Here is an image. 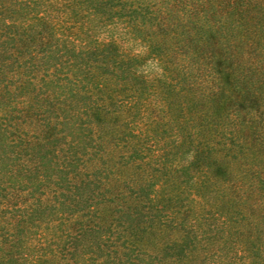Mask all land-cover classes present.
<instances>
[{
  "label": "rangeland",
  "instance_id": "374dc122",
  "mask_svg": "<svg viewBox=\"0 0 264 264\" xmlns=\"http://www.w3.org/2000/svg\"><path fill=\"white\" fill-rule=\"evenodd\" d=\"M136 1L158 3L183 17L186 25L176 28L180 34L178 42L169 39L170 28L163 32L156 27L137 25L130 15ZM56 2L28 0L15 4L14 0H0V195L16 192L26 196V191L34 190L38 196L40 190L45 193L54 185L74 183L77 187L69 192L72 195L68 194L72 206L66 208L92 211L98 217L103 215L104 208L109 209L105 225H115V255L105 258L110 264H261L259 259L264 257V0H74L64 12L58 11ZM188 4L192 10L187 9ZM63 13L77 19L79 31L80 23L83 29L90 27L98 40H109L115 35V52H111L115 55V66L111 62L114 56L103 52L104 61H108L104 72L111 73L108 77L121 95L124 89L141 90L142 85L136 84L138 77L154 70L147 46L148 39L154 35L161 44L162 34L168 39L169 49H164L165 65H162L170 76L194 82V91L187 95L189 103L184 105L188 114L184 120L176 96L162 95L160 98L166 100L164 108L154 113L157 127L149 128L156 137L143 141L148 149L156 146L155 141L159 146L173 145L170 149L176 155L168 156L173 160L171 168L164 175L152 174L149 167L141 171L137 166L143 168V161L139 159L123 166L120 163L124 160L118 163V157L128 150H117L115 192L122 191L123 196L116 197L115 205L109 207L97 204L100 200L97 193L105 189L101 176L87 177L81 173H92V165L99 170L106 167L102 163L105 152L113 147V135L116 139L138 133L142 139L146 138L144 109L153 97L145 86L141 106L132 110L136 115L127 122L116 117L115 122H108L105 112L92 108L80 84L71 83L74 82L72 70H64L67 82L57 81L53 72L72 52L68 47L60 48L59 30L50 27L48 18ZM206 13L209 19L224 21L226 35L217 37L218 41L214 37L203 40L204 20H200ZM80 43L74 40L76 51L80 50ZM92 46L91 41L89 47ZM54 47H59L55 53ZM246 65L251 67L245 73ZM35 67L40 72H33L36 79L29 82L27 72L32 75L30 71H35ZM170 67L179 72H171ZM43 69L49 70V76L41 81ZM206 70L222 78V83L227 81L216 88L217 95L209 100H205L200 85L202 80L204 85L209 83L201 75ZM56 75L61 78L59 72ZM226 76L230 79L239 76V80H228ZM42 117L49 120V128L32 145L41 160L20 157L22 146H15L18 139L15 128H28L29 123ZM247 120L250 124L245 127ZM204 143L208 145L204 147ZM174 167L176 170L172 172ZM206 171L217 176L207 173L210 178L204 187ZM138 188L150 199L151 209H134L132 189ZM50 191L49 206L36 205L35 212L23 215L17 226L14 224L18 219L13 218L12 225L6 226L9 233L0 227V237L5 239L0 245V264H30L27 258L33 245L26 238L36 226L43 227L48 220L57 223L61 215H66ZM201 193L206 194L205 199ZM168 194H172L175 202L164 205ZM170 206L179 209V213L170 216ZM83 220L87 222L89 218ZM0 226L4 228L5 223ZM83 232L76 248L73 245L74 253L83 259L98 256L103 259L112 250L107 248L111 238L105 227L87 228ZM8 234L11 236L7 237ZM119 235L121 238L117 240ZM248 256L251 263H247Z\"/></svg>",
  "mask_w": 264,
  "mask_h": 264
},
{
  "label": "trees",
  "instance_id": "16d2710c",
  "mask_svg": "<svg viewBox=\"0 0 264 264\" xmlns=\"http://www.w3.org/2000/svg\"><path fill=\"white\" fill-rule=\"evenodd\" d=\"M17 1V2H16ZM26 3L28 0H14L15 4L23 2ZM57 2L54 3V5L57 6L58 11H66L71 7V3L74 0H56ZM136 4L133 7V10L130 11L131 17L134 19L135 23L141 27H156L155 29H160L164 32V29H169L171 35L169 39L176 40L175 42H178V36L180 35L178 29H181L184 24V19L179 14L174 13L173 10L169 11L167 7L160 6V4L155 2H146L142 3L140 1H136ZM192 5V3H191ZM187 6H190L189 4ZM8 9V8H7ZM64 9V10H63ZM188 10H192L191 6L187 8ZM0 11L1 5H0ZM62 13V12H61ZM1 14V13H0ZM70 14V13H69ZM206 15L202 18L200 21H203L201 24V30L202 34L206 35L203 37V40L206 41V38L214 37V41H218V38H223L222 36L226 35V27L224 24V21L220 18H207ZM75 20V21H74ZM49 23L52 25L50 27L56 29V31L60 35V42L62 43V46L60 48H69L72 52L70 56H68L64 61H61L58 63L60 66L59 69H56V71L53 72L52 75H55L56 80H67L65 77V71L64 70H72V77L73 81L72 84L78 83L80 84V90L84 92V94L87 95V98L91 100L90 104L92 105L93 109H96L98 111H102L106 113V117L109 118L108 122H115V117L120 118L122 121L127 122L129 118L132 115H136L135 112L132 113V110L139 106H141V96L144 91H146L145 86L148 88V92H151V99L150 103L145 107L144 110H146V115H144V118L146 119L147 124V136L146 138L142 139L141 134L131 135V136H122L115 139V136L113 135L112 142L113 147L110 148V150L105 152V159H103V165H106V167L101 168L100 170L96 165L91 166L92 173H81V175H86L87 177H96L97 175L101 176L102 181H104L105 189L99 193H97V196H99L100 200L97 204H99L101 207H109L112 205H115V198H122L123 193L122 191L115 192V152L117 150L127 149L128 152L126 154V151L122 152L123 155H120L118 157V163H120V160H124L122 163H120L123 166H126L129 162H133L135 160H140L142 162L143 168H141V165H138L137 168H140L141 171H144L145 168H148L151 170V173H159L164 175V173L171 168V164L173 160H169L168 156H175V152H171V149L174 148L173 145H162L159 146L156 141L154 142L156 146H152L148 149L146 145H144L143 141H150L153 140L156 137V134L154 133L153 129H149L151 127H157L155 126L157 115H155V110L158 112L159 110L162 111L164 108V103L166 100L160 98L162 95L166 96V98H170V96H176L177 100H179V103L182 105V119L188 115L187 114V107L184 105L186 103H189L187 99V95H191L192 90L194 91L195 87L193 85L194 82L186 81V79H183V81H179L177 78H172L170 76V72L168 71L167 67H164L165 59L164 57V49L167 48L168 39L167 37L162 34V42L161 44L160 39H158L155 35L154 37H151L147 41V46L150 48L149 56H151L150 60L152 63V67L154 70L151 72V74L139 76L137 79L136 84L142 85L141 90L138 89H124L123 94L121 95L119 92L115 90V83L112 82V79L108 77L111 75V73L108 71L104 72V66L107 64L108 61H104L103 52H106V54H110V56H114V59L112 64L115 66V35L111 37L109 40H98L94 38L93 31L90 27H86L83 29L82 23H80V31L79 27H76V23L78 22L77 19H74L72 16H68L63 13V15H60V17H51L48 18ZM174 25L176 27H174ZM180 27V28H179ZM65 34V35H64ZM78 34H82L81 37L76 40ZM63 36V37H61ZM83 36H85V40L88 38H92V48L89 47V41L88 44L85 43V40L83 39ZM94 38V40H93ZM217 38V39H216ZM80 41V50L76 51V47L74 46L73 42ZM166 42V44H165ZM165 44V45H164ZM171 44V43H170ZM46 48V46H45ZM54 51L57 52L59 47H54ZM47 49V48H46ZM87 49V50H86ZM169 49V48H167ZM110 51V52H109ZM29 60H32V57H28ZM84 58V60L82 59ZM113 58V57H112ZM79 59V60H77ZM71 61V63L69 62ZM69 63V64H68ZM31 64L34 65L32 62ZM44 64V63H43ZM121 64V63H120ZM119 64V65H120ZM164 64V65H162ZM37 67V65H36ZM35 67V68H36ZM251 66H247L244 68V72H248L249 68ZM115 68V67H114ZM171 68V72L173 70L178 71V69ZM257 69L253 68V71H256ZM49 71V70H48ZM47 71V72H48ZM252 71V72H253ZM32 72V75L27 72V80L30 82V80L36 79L33 72H40L37 68L35 71ZM46 70L43 69V73L40 76V80L43 81L47 76ZM57 72L61 74V78H57ZM202 77L204 76L205 79L209 80V83L207 85L203 84V80L200 83L201 87L203 85L204 91H205V100L211 99V97H215L217 95V87L223 86L222 84H227V81H224L222 83L220 77H215L217 75L210 74L209 70L203 71V74H201ZM229 75V74H228ZM200 76V75H199ZM226 78L229 80V76H226ZM246 77H243V79ZM220 79V80H219ZM230 80L237 81L239 80V76L235 78H231ZM67 82V81H66ZM22 84V82H20ZM183 83L182 85H180ZM186 83V84H185ZM199 85V84H198ZM199 85V86H200ZM223 89V88H221ZM138 90L137 94L136 91ZM127 91V93H126ZM150 96V95H149ZM204 96V94H203ZM191 97V96H190ZM195 97V95L193 96ZM143 110V111H144ZM151 113L153 114L151 116ZM2 117V113L0 112V118ZM42 121V123L40 122ZM248 121V120H247ZM183 122V121H182ZM250 124V121L246 123ZM29 127L24 128L23 130H20L18 127L17 131L15 132V136L18 138L17 143L15 146H22L20 147L19 155L20 157H28V158H37L39 161L41 160V156L38 155L32 145L35 144L34 140H37L40 138L43 132H46L47 128H49V120L42 117L33 123H29ZM52 129V127H50ZM148 129L150 130L151 135L149 136ZM157 129V128H156ZM224 138L226 139L225 135ZM108 143V142H107ZM224 145V142L221 143ZM208 144L204 143L203 146H207ZM171 148V149H170ZM147 151V152H146ZM146 153V154H145ZM126 154V155H124ZM15 158V157H14ZM19 158V157H18ZM30 160V159H29ZM31 161V160H30ZM33 163V162H32ZM23 167L25 165L22 164ZM27 167V166H26ZM181 168V167H178ZM26 169V168H24ZM99 170V171H98ZM176 168L174 167L171 169V171H175ZM209 173L206 171L204 173L205 177V183L204 187L206 186V182L210 178V176L207 174ZM210 174V173H209ZM79 175V173L74 174L73 178ZM214 178H216L217 175H212ZM119 178V175H117ZM100 180V179H99ZM81 183V180L78 179V183ZM91 183V182H89ZM121 183L123 184L124 181L121 180ZM68 186H60V185H54L51 189H48L47 192L38 191V196L35 194L34 190L26 191V196H20L16 192H9L5 194L0 195V219L8 218L9 220H0V224L5 223L4 228L0 226L2 229L7 231V227L12 225V219H18L15 220V226H17L22 220V216L27 214L31 215L35 210L38 208L37 206L43 205V207L49 206L51 203L50 198L47 196L49 191L53 193L52 197L55 201H58V205L60 204L62 206V214L58 219H60L57 223H51L52 221L48 220L45 221V225L41 227L40 225L36 226V229L33 230L31 233L32 235L29 236L26 239H29L30 244H32V250L29 254V257L27 259L30 264H110L111 262L106 261L105 258L109 257V254L115 255V225L111 227V223L108 225H105L107 223V217L105 214L109 211L108 208H104L103 215L95 214V212L92 211H86L81 212L78 209H68L66 207L72 206L71 203V197H69L68 194H71L72 188H76L74 183H70ZM96 184V183H93ZM200 185V183H199ZM104 186L102 188H104ZM203 187V188H204ZM61 189V190H59ZM21 191V190H20ZM22 192V191H21ZM174 192V191H172ZM133 193V206L134 209L136 207H148L151 209L150 206V199L147 198L145 193H143V189H132ZM72 195V194H71ZM172 194H168L167 196V203H164V205H168L170 202H175V200H172L173 197H171ZM40 196H44L43 198H40ZM119 196V197H118ZM206 194L201 193V197L205 199ZM144 199V203L141 205V199ZM68 203V204H67ZM37 205V206H36ZM161 206L160 208H162ZM174 207L170 206L169 209V215L177 214L179 213V209H173ZM69 214V216H68ZM167 215V216H169ZM75 216L73 220H70V217ZM85 218H89V221L85 222ZM96 221H95V220ZM54 220V219H53ZM93 226V227H90ZM7 226V227H6ZM105 227L106 230L109 232L108 238L110 239V245H107V248H112L111 251H108L102 256H98L95 258H88L83 259L81 255L75 254V248H76V241L78 238L81 237V235L84 233L83 231L87 228H102ZM12 230V229H11ZM9 233V231H7ZM2 235V234H0ZM11 236L8 234L7 237ZM113 236V238H112ZM121 238V235L117 236V240ZM5 239L3 237H0V245L4 242ZM9 240V239H7ZM75 243V248L73 247ZM123 244V242H122ZM114 248V249H113ZM1 250V249H0ZM138 251V250H136ZM143 254V253H142ZM250 261L247 263H251L252 258L248 256ZM247 258V257H246ZM257 262V261H255ZM259 262L261 264H264V257H261L259 259ZM260 264V263H259Z\"/></svg>",
  "mask_w": 264,
  "mask_h": 264
}]
</instances>
